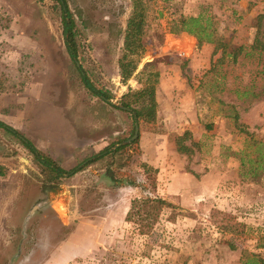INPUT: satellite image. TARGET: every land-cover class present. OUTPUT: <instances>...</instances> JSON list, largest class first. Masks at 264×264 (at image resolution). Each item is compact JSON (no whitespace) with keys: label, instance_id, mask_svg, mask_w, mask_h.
Instances as JSON below:
<instances>
[{"label":"rangeland","instance_id":"obj_1","mask_svg":"<svg viewBox=\"0 0 264 264\" xmlns=\"http://www.w3.org/2000/svg\"><path fill=\"white\" fill-rule=\"evenodd\" d=\"M61 4L77 31L78 70L65 51ZM142 5L141 50L123 83L117 61L131 0H0L9 17L0 20V99H19L0 107L4 123L13 116L18 126H10L17 135L0 128V155L9 181L21 183L17 205L0 211V264H242L249 253L264 261V51L250 48L262 35L264 0ZM197 15L228 49L241 47L234 60L174 31L179 17ZM80 73L117 104L153 83L155 119L136 120V136L120 144L133 134L131 112L88 92ZM184 130V144L195 143L187 154L174 145ZM49 134L76 145L55 161L66 154L61 167L77 171L49 178L20 143L41 151ZM140 196L170 202L174 219L164 209L139 234L124 215ZM227 216L242 230L221 229Z\"/></svg>","mask_w":264,"mask_h":264},{"label":"trees","instance_id":"obj_2","mask_svg":"<svg viewBox=\"0 0 264 264\" xmlns=\"http://www.w3.org/2000/svg\"><path fill=\"white\" fill-rule=\"evenodd\" d=\"M59 1V0H57ZM60 17L62 23V36L65 51L70 58L71 62L75 66V61L77 57L78 44L75 40L77 31L74 26V21L71 17V13L67 9L65 4L60 5ZM145 13L143 10L142 0H131V11L127 17L125 28L123 31V41H122V53L117 61L119 68V76L121 82H125L136 67V58L133 59L132 56L139 55L141 50L140 36L142 33V28L144 24ZM0 20L5 21L7 24L9 17L0 14ZM174 31L186 32L195 37L197 45L202 42L213 43V51L215 53L220 49L221 57L222 55H227L231 57L232 60L235 59L236 55L240 52V46H234L228 49V42L221 41L218 37L214 36L212 29H210V24L208 19L202 20L199 15L197 16H181L178 18L176 23V28ZM261 38L255 36L251 42L250 48L256 51H264V20L261 30ZM76 67V66H75ZM77 68V67H76ZM78 70V68H77ZM80 80L84 88L90 92L92 95L99 96L102 98H110V94L107 91L98 89L94 87L84 74H79ZM120 104L126 108H129L131 112V124H133V116L135 120H141L145 122H151L155 119V98H154V85L151 82L145 83L142 87L136 90H128L123 93L120 97ZM237 115H234L236 120ZM0 128L10 135H17L18 132L0 121ZM131 125V131H132ZM243 130V129H241ZM130 131V132H131ZM189 131L184 130L181 135L174 137L175 149L178 153H190L191 145L195 144L190 142V146L184 144V139L188 138ZM20 143L30 152L33 159L47 172H49L50 177H60L63 174L69 175L77 171V167H72L69 170L61 168L58 163L51 159L48 155H45L37 148H35L30 141L27 139L20 138ZM124 145L115 148V152ZM102 152H107V148L103 149ZM141 166L145 167V171H148V166L142 163ZM173 205L167 200L159 196H140L130 199L128 208L124 215V221L133 223L136 226V230L141 235H147L152 230L154 224L157 222L160 214L164 209H171L168 219L173 220L175 217V212L172 211ZM225 221L228 225H220L221 229L224 231H229L237 233L242 230L244 225L242 223L233 221L232 216H227ZM229 220V221H227ZM242 264H264V261L259 258V256L249 253L246 257L241 259Z\"/></svg>","mask_w":264,"mask_h":264},{"label":"crops","instance_id":"obj_3","mask_svg":"<svg viewBox=\"0 0 264 264\" xmlns=\"http://www.w3.org/2000/svg\"><path fill=\"white\" fill-rule=\"evenodd\" d=\"M11 98L12 99H10L8 102H3V98H1L0 99V107L7 105V104H12L15 106L18 105V102H19L18 97H11ZM25 101H26V98H25ZM13 110H17V108H13ZM10 118H11V122H9V126H12L13 128H17L18 126H17L16 119L13 116ZM0 121L6 122V119H4L2 116H0ZM48 137L49 138H47L45 141H42L41 151L43 150V151L47 152V154H45V155H48L51 159L55 160V158H57L56 155L57 156L59 155L58 151H60V152L63 151L65 153H68L67 150H69V152H71L73 154H77L75 152L76 145H73L71 148L67 149V147H65V145H63V142L58 137H55L54 135H51V134H49ZM36 147L38 149H40L39 146H36ZM65 155L63 156L62 159L69 164V161L72 158H68ZM64 161L61 163V166H64L63 165V164H65ZM7 167H9V165L7 163V158H4L2 155H0V211L3 208L12 210V208L15 207L17 205V203L19 202V198H18L19 191H20L19 186L21 185V183L18 184L19 186H17V184H14V181H16V180L11 179V181H9L10 180V178H9L10 173H9V170L7 169ZM1 221H2V219H1V215H0V223H1Z\"/></svg>","mask_w":264,"mask_h":264},{"label":"water","instance_id":"obj_4","mask_svg":"<svg viewBox=\"0 0 264 264\" xmlns=\"http://www.w3.org/2000/svg\"><path fill=\"white\" fill-rule=\"evenodd\" d=\"M60 1H61V0H60ZM75 65H76V67L79 66V64H78L77 61H75ZM105 100H106V99H105ZM106 101H107L108 103H110L111 105H115V106H117V107H119V108H122V109H125V110H129L128 108H126V107H124V106H122V105H120V104H117V103L111 102V101H109V100H106ZM133 119H134V123H133V134H132L128 139L121 141L120 144L127 143V142H129L130 140H132V139L136 136V132H137V122H136V120H135V116H133ZM39 203H40V202H39Z\"/></svg>","mask_w":264,"mask_h":264}]
</instances>
